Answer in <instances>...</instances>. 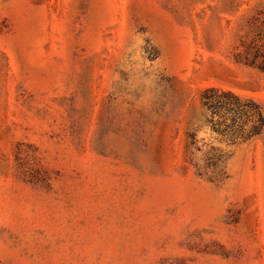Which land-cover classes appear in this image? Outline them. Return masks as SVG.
<instances>
[{
	"label": "rangeland",
	"instance_id": "374dc122",
	"mask_svg": "<svg viewBox=\"0 0 264 264\" xmlns=\"http://www.w3.org/2000/svg\"><path fill=\"white\" fill-rule=\"evenodd\" d=\"M0 264H264V0H0Z\"/></svg>",
	"mask_w": 264,
	"mask_h": 264
},
{
	"label": "trees",
	"instance_id": "16d2710c",
	"mask_svg": "<svg viewBox=\"0 0 264 264\" xmlns=\"http://www.w3.org/2000/svg\"><path fill=\"white\" fill-rule=\"evenodd\" d=\"M216 103H219L218 105L222 104V102H220V100L217 97H212L211 95H208L207 93L203 96V104L207 105L209 108L213 107V105ZM257 117H258L257 119L258 123H257L256 133L260 131L262 123H263L262 114L259 110L257 111Z\"/></svg>",
	"mask_w": 264,
	"mask_h": 264
}]
</instances>
